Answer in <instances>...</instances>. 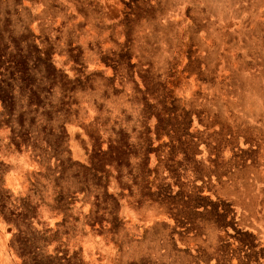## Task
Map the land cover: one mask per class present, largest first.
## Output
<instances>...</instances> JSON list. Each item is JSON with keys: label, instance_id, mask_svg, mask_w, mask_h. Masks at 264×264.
<instances>
[{"label": "rangeland", "instance_id": "obj_1", "mask_svg": "<svg viewBox=\"0 0 264 264\" xmlns=\"http://www.w3.org/2000/svg\"><path fill=\"white\" fill-rule=\"evenodd\" d=\"M0 264H264V0H0Z\"/></svg>", "mask_w": 264, "mask_h": 264}]
</instances>
